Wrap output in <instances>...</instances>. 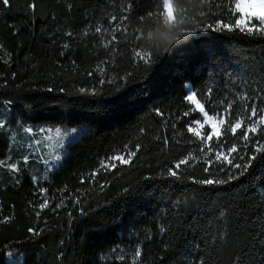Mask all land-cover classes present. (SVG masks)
<instances>
[{
  "label": "trees",
  "instance_id": "1",
  "mask_svg": "<svg viewBox=\"0 0 264 264\" xmlns=\"http://www.w3.org/2000/svg\"><path fill=\"white\" fill-rule=\"evenodd\" d=\"M160 7L0 0V100L25 124L81 128L48 178L0 169V264L9 248L23 253L22 264H264V152L253 142L264 144V125L247 143L243 129H221L223 151L236 145L229 158L248 165L236 169L216 161L215 137L211 154L200 151L187 126L203 114L186 100L196 92L209 113L235 101L233 122L245 103L264 107V37L208 29L232 23L223 0H173L175 27L146 17ZM7 142L0 132V158ZM136 146L131 164L90 179L101 161ZM189 154L195 159L169 175ZM204 179L227 182H194Z\"/></svg>",
  "mask_w": 264,
  "mask_h": 264
},
{
  "label": "snow or ice",
  "instance_id": "2",
  "mask_svg": "<svg viewBox=\"0 0 264 264\" xmlns=\"http://www.w3.org/2000/svg\"><path fill=\"white\" fill-rule=\"evenodd\" d=\"M4 4H8L9 0H2ZM210 4L212 3V0H209ZM223 2L228 7V16L232 20V23H226L223 19H218L215 24H207V28L211 29L213 31H221V30H227V31H234L236 29H239L241 32H246L248 35L253 36H260L264 37V0H223ZM157 3L160 4V9L157 12H148L146 14V17H152V16H158L163 17L162 23L164 25L171 24L172 27H175V23H173L176 20V14L173 11V0H157ZM216 7H220L219 4L215 5ZM203 14V13H202ZM239 14V15H237ZM145 16L140 17L139 19L141 21L146 19ZM113 20L116 19V17H112ZM124 20H127L128 17L125 16L123 18ZM180 23H183V20L180 21ZM100 29L97 28V32H99ZM124 31H127V29H124ZM142 38V37H138ZM115 40L116 38L113 37ZM148 39L151 40V36L148 37ZM179 36H173L172 40H179ZM172 41H169L171 43ZM111 43V42H109ZM135 56L138 57L140 60L144 61L145 63L151 62V54L149 52H143V51H136ZM81 92L86 91L85 89H81ZM212 93V88L209 87L207 90L206 95L210 98ZM241 99L248 101L251 100V97L245 93ZM186 100L189 101L191 104L195 105L194 110H198L200 113L203 114V123H201L200 119H196L194 121L195 125L198 126V128H194L189 124L187 126V131L192 133L194 136L198 137L201 140L202 147L200 149L201 152H204V148L207 147V152L205 155L211 154L215 149L213 146L210 145V142L213 141V138H216V148H219L220 150L215 151V158L216 161H223L227 164L231 165L233 168L241 169L244 168L247 169L248 165H241L239 163H233V159H230L229 157L233 154L238 152V148L236 145H232L231 147L227 148V153L223 151V142L220 140L221 132L217 125H225L227 124V132H230L233 136L237 134L238 129H243V131L240 133L239 138L244 140L246 143L250 141L251 137L249 133L255 135L258 132V127L260 125H264V107H259L256 105V103H252L249 105L248 103H245L242 112L237 113L236 117L233 122V115H232V109L234 106L235 101H229L226 105V107L223 108L222 112L217 113L216 115H209V112L205 110L204 104L201 103V100L197 98L196 92H191L190 95L186 97ZM264 103V99L261 101ZM221 104L224 103V101H220ZM162 114V113H158ZM190 113L185 112L184 115L188 116ZM205 124L210 125L211 131H209L206 135L203 134L198 129H202ZM73 133H75L77 130L73 128L71 130ZM57 136L63 135L65 137L68 136V132L64 131L61 132L60 129H56ZM254 143L258 144V147L256 148L257 152H264V144L259 143V141H253ZM165 143H167V138H165ZM140 146H136L135 151H129L126 155L127 158H125L124 153H119L116 155H113L111 157L106 158L105 160L100 162V168L94 171L90 174V179H95L97 174L100 172V170L104 171H111L113 169L117 168V163L119 162L120 165H129L132 163V159L136 157L137 152L139 151ZM59 159V157H57ZM190 159H195L191 154H189L188 157L180 159L175 165L174 168L168 169V174L171 176H177L178 171L181 168V165H187L189 163ZM252 159H255V156L252 157ZM3 161H0V164H2ZM206 164L209 165V167H206L204 171H209V168L212 164L211 160H206ZM13 169H15V165L11 166ZM175 169V170H174ZM240 175H243V171L240 172ZM237 178L234 174L229 176V179H235ZM196 183H202V184H213V183H226L227 181L223 180H213V179H204L200 181H194ZM103 188V185H101ZM48 200L45 199L43 203L39 205V208L43 210L48 205ZM39 215V213H37ZM136 256H140V252L137 251Z\"/></svg>",
  "mask_w": 264,
  "mask_h": 264
},
{
  "label": "rangeland",
  "instance_id": "3",
  "mask_svg": "<svg viewBox=\"0 0 264 264\" xmlns=\"http://www.w3.org/2000/svg\"><path fill=\"white\" fill-rule=\"evenodd\" d=\"M15 116L16 112L10 101L0 100V132L7 137L10 148L9 154L5 158H0V161H3L0 169L18 175L24 170L35 181L48 178L61 164L67 145L79 136L81 128L67 125H30L16 120ZM200 120L203 123V116ZM192 123V127L198 128L194 122ZM223 126L217 125L220 132ZM73 128L77 130L75 133L71 131ZM207 128L211 131L208 124L198 130L204 133ZM56 129H60L62 133L67 131L68 136H57ZM12 165L16 166L15 169L11 167ZM22 255L17 248H9L6 251L7 263L22 264Z\"/></svg>",
  "mask_w": 264,
  "mask_h": 264
}]
</instances>
